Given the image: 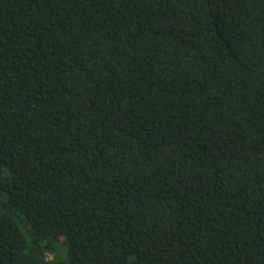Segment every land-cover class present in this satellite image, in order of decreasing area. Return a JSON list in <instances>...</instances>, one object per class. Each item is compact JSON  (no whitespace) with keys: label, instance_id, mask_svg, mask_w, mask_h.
<instances>
[{"label":"trees","instance_id":"16d2710c","mask_svg":"<svg viewBox=\"0 0 264 264\" xmlns=\"http://www.w3.org/2000/svg\"><path fill=\"white\" fill-rule=\"evenodd\" d=\"M0 264H264V0H0Z\"/></svg>","mask_w":264,"mask_h":264}]
</instances>
